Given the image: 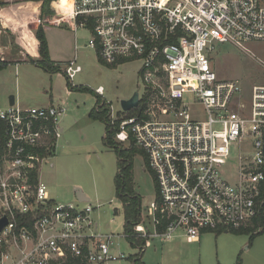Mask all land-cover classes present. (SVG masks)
<instances>
[{"label":"built area","instance_id":"2783aa9c","mask_svg":"<svg viewBox=\"0 0 264 264\" xmlns=\"http://www.w3.org/2000/svg\"><path fill=\"white\" fill-rule=\"evenodd\" d=\"M59 1L47 23L89 30L84 47L108 66L141 62L139 112L111 103L108 111L115 140L141 149L155 179L135 232L148 242L181 230L199 241L206 231L250 226L264 205V84L219 79L211 55L219 44L249 53L248 42L264 41V0H68L65 11ZM81 70L77 54L63 65L70 81ZM95 92L104 98L103 86ZM65 111L63 103L0 106V264L129 258L115 251L116 234L99 229L95 207L55 201L38 178Z\"/></svg>","mask_w":264,"mask_h":264},{"label":"rangeland","instance_id":"374dc122","mask_svg":"<svg viewBox=\"0 0 264 264\" xmlns=\"http://www.w3.org/2000/svg\"><path fill=\"white\" fill-rule=\"evenodd\" d=\"M2 1L5 5L1 7L18 6L26 1L39 3L37 12L28 18L32 20L37 16L43 21L42 24L29 22L34 26V32L37 26H45L49 55L54 61H69L77 54V63L82 70L71 84L87 87L84 90L69 89V79L62 71L46 72L28 60L29 53H19V45H13L9 54L0 55V60L7 62L17 58L25 60L9 63L0 69V91L3 93L0 106L8 105L9 95L18 96L25 107L41 106L51 101L65 105L66 111L59 122L63 131L55 152L43 159L38 169V178L47 186L48 195L57 202H75L81 207L89 203L95 207L93 216L99 229L116 234L115 251L130 256L121 264H264V232L249 240L248 233L231 231H206L200 235L199 241H191L181 230L168 240L150 237L140 263L135 261L140 254L139 248L133 247L124 235L123 207L115 191L116 152L103 142L104 122L92 118L89 111L94 106L99 108L91 92L99 85L103 86L104 97L113 110H119L120 100L130 98L141 84V62L108 66L91 48L84 47L91 37L89 30L78 27L72 31L67 22L61 25L47 23L50 16L42 13L41 0ZM28 13L30 9H27ZM246 47L249 53L231 44H219L211 55V65L219 79H238L250 89L254 84H264V41H250ZM194 108L199 117L204 115L199 104L195 103ZM133 174L135 190L141 197V211L145 214L156 190L153 176L141 154L135 155ZM76 189H80L87 200L78 201Z\"/></svg>","mask_w":264,"mask_h":264},{"label":"trees","instance_id":"16d2710c","mask_svg":"<svg viewBox=\"0 0 264 264\" xmlns=\"http://www.w3.org/2000/svg\"><path fill=\"white\" fill-rule=\"evenodd\" d=\"M54 0H41V11L44 14L52 16L54 11L51 9V2ZM5 5V2L0 0V7ZM35 36L38 40V52L39 56L34 59L31 56H28V60L35 65L41 67L46 72L55 73L61 71V65L56 61L52 60L49 55L48 43L45 36V31L43 26H37L35 30ZM101 61V60H100ZM102 62V61H101ZM5 60H0V69L8 65ZM63 72V71H62ZM69 89L74 90L77 86H73L71 81L67 82ZM78 90L87 89V87H77ZM95 95V106L89 111V115L94 119H99L105 124V135L103 137V142L106 146L111 147L115 150L117 156V172L115 175V191L117 198L121 201L124 213V234L126 239L130 242L133 247H138L140 254L135 259V261L140 263V258L142 255V247L146 245L147 238L140 236L133 229L134 225L138 224L142 220V211H141V197L136 192L134 187V174H133V164L136 154H141L145 161V165L151 172L147 164V158L145 153L137 148L133 143L128 145L117 142L115 140V126L109 123L108 111L110 103L100 95H98L95 90H91ZM140 105L138 107L132 108L128 111L127 114H135L139 112ZM52 151L49 155H52L55 151V148H52ZM152 174V172H151ZM153 176V174H152ZM154 179V176H153ZM155 182V179H154ZM156 190V184H155ZM161 231L162 229L159 228ZM224 230L215 231V233H220ZM231 232H246L249 234V240H252L255 236L264 232V205L260 208V212L251 222V225L245 229L232 230ZM130 258V256H129Z\"/></svg>","mask_w":264,"mask_h":264},{"label":"crops","instance_id":"0c3cea01","mask_svg":"<svg viewBox=\"0 0 264 264\" xmlns=\"http://www.w3.org/2000/svg\"><path fill=\"white\" fill-rule=\"evenodd\" d=\"M38 8H39V3L30 2V1L21 3L18 6L8 5V6L0 7V55L7 53L9 54V51H11L13 45H17V47L19 45L20 46L19 53H23L24 55L29 53V55L34 58H37L39 56V52H38L39 42L34 33V26L29 23L30 21L37 23L38 17L35 16L34 18H32V20L28 19L30 16H33L37 12ZM27 9H30V13L28 14H27ZM71 30L74 31L73 29ZM20 61H25V60L23 58L22 59L17 58L16 60L10 63L17 64ZM66 62L67 61L57 62V63L63 66L64 63ZM61 69H62L61 71H63V67H61ZM2 94L3 93H1L0 91V97L2 96ZM12 96L14 98L13 105L22 108H28L22 105V103L18 99V96L16 97L14 95ZM51 104L54 103L51 101L41 106H47ZM8 105H9V101H8ZM62 131H63V127H62Z\"/></svg>","mask_w":264,"mask_h":264},{"label":"water","instance_id":"95a60500","mask_svg":"<svg viewBox=\"0 0 264 264\" xmlns=\"http://www.w3.org/2000/svg\"><path fill=\"white\" fill-rule=\"evenodd\" d=\"M14 104V98L12 95H10L9 97V105H13ZM138 104V91H135L133 93V95L130 98H126V99H122L120 100V106L123 110H128L132 107L137 106ZM76 197L78 201H85L87 200V197H85L82 192L80 191V189H76ZM6 222V219H2L0 220V228L2 227V225Z\"/></svg>","mask_w":264,"mask_h":264},{"label":"bare ground","instance_id":"6f19581e","mask_svg":"<svg viewBox=\"0 0 264 264\" xmlns=\"http://www.w3.org/2000/svg\"><path fill=\"white\" fill-rule=\"evenodd\" d=\"M54 6L58 9H61L62 11H65L69 8L70 3L68 0H60L59 2L54 3Z\"/></svg>","mask_w":264,"mask_h":264}]
</instances>
